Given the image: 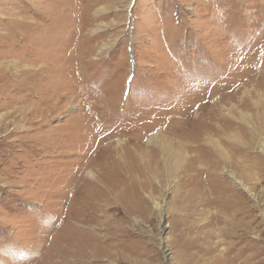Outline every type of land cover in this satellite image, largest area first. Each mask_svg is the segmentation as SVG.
I'll use <instances>...</instances> for the list:
<instances>
[{
    "label": "rangeland",
    "instance_id": "374dc122",
    "mask_svg": "<svg viewBox=\"0 0 264 264\" xmlns=\"http://www.w3.org/2000/svg\"><path fill=\"white\" fill-rule=\"evenodd\" d=\"M251 81L260 92L242 94ZM197 102L244 128L215 137L233 149L211 180L193 179L205 161L133 180L102 162L111 150L83 186L98 224L83 223L71 200L90 139L138 122L194 134ZM72 213L92 235L66 226ZM76 263L264 264V0H0V264Z\"/></svg>",
    "mask_w": 264,
    "mask_h": 264
},
{
    "label": "bare ground",
    "instance_id": "6f19581e",
    "mask_svg": "<svg viewBox=\"0 0 264 264\" xmlns=\"http://www.w3.org/2000/svg\"><path fill=\"white\" fill-rule=\"evenodd\" d=\"M45 64V63H44ZM48 67V66H46ZM40 68V67H39ZM49 68V67H48ZM4 69V68H3ZM45 70V69H44ZM3 71V70H2ZM34 71V70H33ZM17 72V71H16ZM28 72V71H27ZM37 72V71H36ZM29 73V72H28ZM35 73V71H34ZM4 77V75H3ZM251 79V78H250ZM249 79V80H250ZM248 82V81H247ZM252 82V81H251ZM253 83V82H252ZM240 84H242V81L240 83V81L234 85L232 87V93H227L228 95H220L221 97L217 98L218 102L224 103L226 102L224 105L225 107L230 104L232 101L237 100L238 97V93L241 90L240 89ZM257 85L258 84H251L250 86H242L243 87V92L242 94L244 95H249L251 94V89L250 87L252 86V88L254 89L255 92L259 93L260 91L257 90ZM260 85V84H259ZM260 87H263V84L260 85ZM68 93V92H67ZM69 95V94H68ZM215 95L209 94L207 96V98H214ZM236 97V99L234 100V98ZM243 97V96H242ZM64 98V97H62ZM216 100V99H215ZM58 101V100H57ZM62 101V100H61ZM240 102H242V104H244L243 102L245 100L240 99ZM238 102V101H237ZM69 104V103H68ZM202 103H198L197 104H193L191 106H188V112L185 114L187 115L186 118L192 117V114L196 113L195 117H200V119L203 121L202 123H199L197 127V130L195 131L194 134H188L186 132L184 133H180L178 135V133L175 135V138H170L166 135L163 136H159L161 134V132H156L155 134H150L148 133V129L151 128V126L153 124H143V123H134L133 126L130 124L126 129H122V130H115V131H111L108 134H105L103 136L99 135L100 133H95L96 135L93 136L90 141H92L91 143H89V145H87L88 149H90L91 145L94 143L96 145L95 149H93L92 151L89 152L90 157L84 161V163L81 165V167L78 169L77 171V178L75 179L73 186L74 189L76 190L73 193V197L71 200V205L73 204V208L76 210L77 208H75L78 204L81 205V210L84 212H87L86 216H89V218L87 219V217H85L82 222L83 223H87V224H91V223H95L96 225L97 223V217H92V207L95 205L93 204L94 201L97 200L98 198V193L96 190V187L93 186V188L86 190L85 188H83L84 185L88 184V182H90L89 184H93L92 182H100L102 180L101 176L98 175L100 173V169H98V166L95 163H98L99 157L100 155H103L107 152L110 153V151L112 150L113 152H115V156L118 159H115L114 161H110V159L108 157H105L104 160H102L103 163H106L108 165L114 163L117 167L120 166L119 168H121L123 171H125V173L128 170V175H130L132 177V179L134 180L136 178V176H139L140 178V174L146 175V173H148V171H154V174H159V170L160 167H165L167 164H170L171 166H174L175 168H181L183 169L185 172L188 173H193L195 172V170L197 169V164L201 161H205L206 162V166H208L209 168L207 170H202L201 172H198L194 174L193 179H198V178H206L207 180H209L208 178L212 177V168H216L218 166V154H220L221 156H223V160L226 161V158L228 160V152L229 149H233L232 145H230L228 142L225 145L226 147L222 148L221 143L219 140H217L215 137L217 135L223 134L225 135V131L227 132L229 128H234V126L236 127L237 131H243V127L241 125H235L234 122L230 121V119H227L226 117V113H222L221 111L217 110L215 113H213L211 111V109H208V111H201L199 108V105ZM220 104V105H221ZM240 104V106L242 105ZM204 105V104H203ZM205 106V105H204ZM222 106V105H221ZM229 107V106H228ZM227 108V107H226ZM233 108V107H231ZM241 108V107H240ZM203 109V108H202ZM224 109V108H223ZM204 110V109H203ZM232 110V109H231ZM231 110L229 109V112H231ZM240 113V111H239ZM182 114V113H181ZM183 115V114H182ZM228 115V114H227ZM184 117V116H183ZM176 117H174L175 119ZM185 118V117H184ZM185 118V119H186ZM231 118V117H230ZM170 119V118H169ZM22 120V119H21ZM197 120V118L195 119ZM240 120H243L244 123L247 121L246 116L243 114L242 117L240 118ZM145 121V120H144ZM168 121V118H167ZM172 122V120H169ZM179 121V120H178ZM207 121V122H205ZM143 122V121H141ZM2 123V122H1ZM184 123V122H183ZM191 123V122H190ZM204 123V124H203ZM162 124V123H161ZM241 124V123H240ZM17 125V124H16ZM163 125V124H162ZM190 125V124H189ZM192 125V124H191ZM190 125V126H191ZM169 126V125H168ZM179 126V125H178ZM182 126V125H181ZM189 126V127H190ZM183 127V126H182ZM180 127V128H182ZM195 127V126H194ZM154 128V127H153ZM156 128V127H155ZM185 128V126H184ZM183 128V129H184ZM188 128V127H186ZM195 129V128H194ZM125 130V132H123ZM151 130V129H149ZM155 130V129H154ZM102 131V130H101ZM152 131V130H151ZM164 131V130H163ZM183 131V130H182ZM174 133V132H173ZM173 135V134H172ZM235 135V139L238 138L236 134ZM158 136L160 138H158ZM95 137V138H94ZM158 138V139H157ZM222 138V137H221ZM174 139H178V142H176L177 144H175ZM158 141H160L158 143ZM224 141V140H223ZM89 142V141H88ZM154 144V145H153ZM94 146V145H93ZM178 146V147H175ZM231 146V148H230ZM98 147H100L99 149H97ZM84 148V146L82 147ZM101 150V152L99 153L98 151ZM130 149V150H129ZM235 151H239L240 149L238 147H235ZM122 150L126 151V155H122ZM133 150V151H132ZM80 151V150H78ZM87 151V150H86ZM82 153V149L80 151ZM112 152V153H113ZM129 152V153H127ZM99 153V154H98ZM85 152L82 154L84 155ZM112 156V155H110ZM131 156V158H130ZM216 156L218 158H216ZM114 157V158H115ZM108 158V159H107ZM119 158H121V160H119ZM134 158H136V160L134 161ZM113 159V158H112ZM111 159V160H112ZM128 159V160H127ZM231 159V157H230ZM124 161L127 164H117L119 161ZM101 161V160H99ZM101 162V163H102ZM201 162V163H203ZM200 163V164H201ZM230 163V161H229ZM204 164V163H203ZM114 165V166H115ZM110 167V166H109ZM214 168V169H215ZM107 169V168H106ZM111 171L114 172V174L112 175L111 178L113 177H122V174L120 170H116L112 169V166L110 167ZM162 169V168H161ZM104 170V169H103ZM109 170V169H108ZM107 170V171H108ZM200 170V169H199ZM99 172V173H97ZM109 172V171H108ZM136 172H138L139 174L136 175ZM86 177L83 179V176ZM107 174V173H106ZM152 174V173H151ZM161 174V173H160ZM104 175V174H103ZM102 175V176H103ZM193 175V174H192ZM105 176V175H104ZM109 177V175H108ZM151 177V176H150ZM161 177V176H160ZM117 178L114 179L113 178V182H115V180L117 181ZM125 178V177H124ZM123 178V179H124ZM83 179V182H81ZM107 179V178H106ZM109 179V178H108ZM126 179V178H125ZM141 179V178H140ZM153 179V178H152ZM160 179V178H159ZM88 180V181H87ZM110 180V179H109ZM127 180V179H126ZM142 180V179H141ZM211 180V178H210ZM209 180V181H210ZM145 181V180H144ZM106 182V181H105ZM111 182V181H110ZM112 182V183H113ZM121 184H123V181H120ZM138 183V182H137ZM106 184V183H105ZM108 184V183H107ZM117 184V183H116ZM99 185V184H98ZM107 186V185H106ZM120 187V185H118ZM91 187V186H90ZM111 187V186H110ZM83 188V189H82ZM88 188V187H87ZM99 189V188H98ZM115 190V196H120L121 194L125 193L123 192L122 189L118 190L116 187L114 188ZM125 189V188H124ZM207 189V188H206ZM112 190V189H111ZM109 192V191H108ZM226 192V191H225ZM84 193L86 194L84 197ZM114 193V192H113ZM114 196V195H112ZM221 196V195H220ZM113 198V197H112ZM110 199V198H109ZM101 200V199H100ZM212 201V200H211ZM124 202V201H123ZM98 204V203H97ZM156 206H158V204L156 203ZM99 207V206H98ZM96 206H94V210L96 211ZM89 215H88V211ZM99 209V208H98ZM80 210V209H79ZM132 210V209H131ZM78 211V210H77ZM128 212V211H127ZM126 212V213H127ZM79 213V212H78ZM94 213V212H93ZM86 214V213H85ZM125 214V213H124ZM73 216L74 214H70L66 216V220H65V224L68 227H71V230H79V232H75V233H85L88 236L92 235V233H87L86 231H80L83 227L81 226L79 223H74L76 224L75 226H72L71 224L73 223ZM82 216V215H81ZM119 219V218H118ZM119 221V220H118ZM100 225V224H99ZM239 226V225H238ZM93 228V227H91ZM88 229V228H87ZM88 231V230H87ZM92 231V230H91ZM94 231V230H93ZM95 232V231H94ZM227 234V233H226ZM225 234V235H226ZM243 234V233H242ZM86 235V236H87ZM83 236V235H82ZM85 236V235H84ZM87 236V237H88ZM80 237V236H79ZM81 240V238H79ZM78 240V242L80 241ZM76 242V241H75ZM77 242V244H75L76 246L79 245V243ZM243 242V241H242ZM249 242V241H248ZM251 242V241H250ZM85 243V242H84ZM84 243L82 245H84ZM230 243V242H229ZM237 243V242H236ZM240 243V242H239ZM238 244V243H237ZM257 244V243H256ZM234 245V243L232 244ZM231 245V246H232ZM248 245V244H247ZM247 245L245 246L246 248ZM80 246V245H79ZM78 246V247H79ZM252 246V245H251ZM250 246V247H251ZM230 247V246H229ZM249 247V248H250ZM80 248V247H79ZM237 248V247H236ZM81 250V248H80ZM232 249H230L231 251ZM238 250V249H237ZM240 250H244L243 247L240 248ZM214 253V252H213ZM223 256V255H222ZM236 256V257H235ZM235 259H239V255H235ZM75 257V256H74ZM78 259L81 256V251L78 254ZM68 258V257H67ZM218 258V257H217ZM220 258V257H219ZM225 259V258H224ZM81 260V259H79ZM216 261V259H215ZM244 262V261H242ZM246 262V261H245ZM220 263V262H219ZM249 263V262H248ZM77 264V263H76ZM229 264V263H228ZM239 264V263H238ZM247 264V263H246Z\"/></svg>",
    "mask_w": 264,
    "mask_h": 264
}]
</instances>
